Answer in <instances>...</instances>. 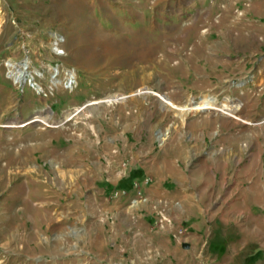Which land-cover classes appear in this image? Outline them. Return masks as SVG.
<instances>
[{
	"label": "rangeland",
	"instance_id": "1",
	"mask_svg": "<svg viewBox=\"0 0 264 264\" xmlns=\"http://www.w3.org/2000/svg\"><path fill=\"white\" fill-rule=\"evenodd\" d=\"M0 264H264V0H0Z\"/></svg>",
	"mask_w": 264,
	"mask_h": 264
},
{
	"label": "bare ground",
	"instance_id": "2",
	"mask_svg": "<svg viewBox=\"0 0 264 264\" xmlns=\"http://www.w3.org/2000/svg\"><path fill=\"white\" fill-rule=\"evenodd\" d=\"M28 64V62H27ZM10 66L12 67L10 70V76L14 78L15 82H19V81H24L26 79V71L24 69L18 68L16 66H14L13 64H10ZM43 87H41L42 89ZM146 92H152L150 88H146ZM161 99L168 105L171 107H174L176 109H179L183 112L182 115H185L186 113L192 111V110H201V109H215L219 112L225 113V114H229L232 116H236L235 112L240 108V105L237 103H223L221 105L218 104V101L216 99V97H210V96H203L202 100L200 102H196L195 104L189 106V105H180L177 104L170 96H168L167 94H159ZM120 98V97H118ZM79 110V109H78ZM72 115V113H71ZM237 117V116H236ZM52 118L51 114H39L36 115L32 121H37V122H44L47 123L49 121V119ZM184 118V116H183ZM22 125H26L25 122L21 123ZM7 126L11 127L14 126V124H8Z\"/></svg>",
	"mask_w": 264,
	"mask_h": 264
},
{
	"label": "crops",
	"instance_id": "3",
	"mask_svg": "<svg viewBox=\"0 0 264 264\" xmlns=\"http://www.w3.org/2000/svg\"><path fill=\"white\" fill-rule=\"evenodd\" d=\"M183 179H180V181H178V180H176L175 181V183H182L181 181H182ZM166 181H162V182H160L161 184H162V186L160 185L159 187H157V190H159V192L160 193H165V192H167V191H170L171 189H169L168 187H166V186H163V184L165 183ZM183 183H185V182H183ZM175 209V208H174ZM176 210V209H175ZM127 221H128V219H127V217L124 219H122V221H121V224L120 225H122V227L123 228H125V231L127 230ZM129 222V221H128Z\"/></svg>",
	"mask_w": 264,
	"mask_h": 264
},
{
	"label": "water",
	"instance_id": "4",
	"mask_svg": "<svg viewBox=\"0 0 264 264\" xmlns=\"http://www.w3.org/2000/svg\"><path fill=\"white\" fill-rule=\"evenodd\" d=\"M184 247H185V248H189V247H190V244H188V243H184Z\"/></svg>",
	"mask_w": 264,
	"mask_h": 264
}]
</instances>
